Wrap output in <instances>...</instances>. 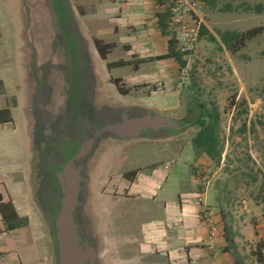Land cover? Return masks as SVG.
Listing matches in <instances>:
<instances>
[{
    "label": "crops",
    "instance_id": "crops-1",
    "mask_svg": "<svg viewBox=\"0 0 264 264\" xmlns=\"http://www.w3.org/2000/svg\"><path fill=\"white\" fill-rule=\"evenodd\" d=\"M4 1L0 0V20ZM7 1H19L21 6V0ZM97 1L100 8L76 0L84 11H90L91 17L85 16L88 28H92L89 20L93 17L108 22L107 29L99 24L94 26L96 36L111 44L106 57L101 56L97 46L94 47L92 56L101 62L100 69L93 67L96 100L106 91V85L119 77L130 89L128 92L136 104L174 107L180 64L175 57L167 55L171 34L164 32L159 24V14L165 11V4L159 0ZM200 1L204 6L208 3L207 0ZM3 38L0 27V43ZM21 50L19 44V57ZM121 67L128 71L114 76V70ZM17 70L20 91L12 89L14 85L10 82L13 79L0 67V264H55L52 234L41 223L37 204L32 199L34 189L30 176L35 157L32 116L30 106L24 102L23 92L28 83L22 62H18ZM158 81L163 82L162 89L156 86ZM20 111L26 113L23 131L17 123ZM122 140L107 141L117 143ZM156 146L159 145L149 147L140 157H145V164L134 160L127 167L128 157L116 161L110 151L112 164L106 168L103 177H98L99 197L108 192L111 198L125 200L127 208L120 212L127 223L124 237L102 231L97 235L104 247L101 251L106 253V261L109 264H189L191 260L197 264H247L243 249L249 243L255 251L250 250L253 264H264V214L259 211L254 212L255 216H231L222 206L218 207L217 192L209 188L207 202L215 211L213 219L218 223V235L212 246L210 230L201 217L196 198L201 190L199 158L193 153L192 158L186 157L184 166L179 165L177 162L183 160L178 157L186 149L175 151L169 143L167 150L161 151L166 154L160 158V149ZM97 150L100 155L104 153L101 147ZM167 161L173 162L169 170L163 168ZM194 165L197 167L195 172ZM92 182L89 176L87 186ZM253 208L248 210L254 211Z\"/></svg>",
    "mask_w": 264,
    "mask_h": 264
},
{
    "label": "rangeland",
    "instance_id": "rangeland-1",
    "mask_svg": "<svg viewBox=\"0 0 264 264\" xmlns=\"http://www.w3.org/2000/svg\"><path fill=\"white\" fill-rule=\"evenodd\" d=\"M79 1L92 5L98 4L97 0ZM17 2L19 1L9 2L5 0L4 7L1 8L0 27L3 30L4 38L0 43V67L6 70L7 75L13 79L10 82V85H14L12 89L20 91L21 87L17 79L18 62H22L26 69L25 76L28 83L27 68L29 67V59H27V53L30 51V43L39 52L40 62L51 59L50 56L53 52L57 56H61L62 59L53 58L52 61L56 67H59L60 71L55 70V75L54 73L52 75V78L54 77L52 79L54 93L51 98L47 99V106H45L51 113L50 120L59 119L61 117L55 118L54 116H59L63 110L64 115H67L66 110L68 108L66 109L65 104L68 103L67 100L70 98V94L67 92L70 71L66 69L68 65L65 57L67 55L70 57L72 68H75L72 73L74 75H76L75 70H77L80 61L77 56L79 51L78 40L67 33L66 30H64V44L63 42L60 44L62 37L59 22L67 24L69 20V26L70 24L73 25L72 27L85 43L84 47L91 59L92 67L96 68H99L101 64L100 59L92 56L97 42L111 44L96 36L98 33L94 26L99 24L103 29H107L108 22L93 17L89 20V26L92 28H88L85 25V16L87 19L90 18V11H84L76 3V0H21V6ZM257 4L263 5V9L259 12L254 9ZM203 25L206 31L200 36L196 51L188 61L187 79L178 92L174 90L176 93L175 98L173 97L175 99L174 107H145L136 104L137 101L131 98L132 94L130 95V92H128L130 89L122 80L121 85L127 90L126 94H129V96H124L126 94H122L116 84L112 82L110 85H106V91L99 95L96 100V108L105 104L113 108L134 105L148 108L155 116L167 117L177 122L190 117L192 115L190 109H193L198 102L205 103L209 108L216 106L221 119L219 135L224 144L221 162L217 164L210 157L200 156L199 150L192 141L198 131L195 126L181 127L177 131L171 132L172 134L166 135L165 138H160V140L136 138L122 140L117 143L105 141L99 146L104 149L102 155H100V152L98 153L97 147L94 150L95 156L88 157L84 163L74 161L72 166L68 167V169L72 168V171L69 172L70 177L73 173H77L79 178L78 181H75L76 174H74L72 180V184L74 185V182H77L76 186L78 187L72 216L80 237V243L87 242L95 248L97 252L95 262L98 264H109L106 261V253L103 250L101 251V248L104 249V247L99 243L97 237L100 234L99 232L124 237L127 226L125 216H120V212H125L127 209L124 203L125 200L111 198L108 192H104L100 197L98 195V177H103L102 174L106 173V168L111 163V157L116 161L128 157L125 167L134 160H139L140 164H145L147 162L145 157H140L148 151L149 147L152 148L158 144L159 146H156V149H160L158 154L162 158L166 153L161 151L164 148L166 149V146L170 143L175 151L186 149V152L181 153L178 157L183 161L177 162V164H183L184 166L186 157L192 158L194 153L196 158H199L200 162L197 164L200 167H212L213 176L210 188L216 190L218 198H215V201H217L218 207H223L225 213H229L231 216H255L254 214L260 211L261 214H264V30H261L251 39H238L233 44L234 47L239 46L235 51L229 49L222 39L223 33L227 31L242 34L251 28L264 27V0H218L215 5L206 2ZM55 37L59 41L57 44L54 40ZM19 44L22 48L20 57L17 53ZM66 47H68V51L64 53ZM127 71L128 69L124 67L117 68L114 70L113 75H122ZM85 77L86 83L90 85V78ZM69 86H71V82H69ZM75 91L76 86H74L71 93L75 94ZM30 92V86L27 84L23 93L24 102L28 106H30L28 103ZM72 98H70L71 102ZM24 114H26L25 111H20L17 114L20 131H23L24 127ZM101 118H104V116L99 119ZM99 119L96 118V122ZM245 122L247 123L246 131L242 130ZM32 130H35L34 125ZM89 136L91 138V133H89ZM86 161L88 167L85 170L84 164L86 165ZM37 162L38 155H35L30 176L34 189L32 199L37 204L38 217L42 221L41 223L45 224L52 234L55 264H59L58 241L55 227L52 225L53 217H47L44 214L35 194L39 188L36 179ZM192 169L195 172L197 167L194 165ZM89 176L92 177L93 182L90 186H87L86 202L79 208L83 199V196L80 195L82 194L80 187L84 178L89 179ZM210 199L208 198L209 201ZM251 208L254 211L248 210ZM99 211L100 213L97 215ZM80 214H83L84 221H82ZM256 216L259 217V215ZM83 228L88 231L90 239L86 238ZM251 248L248 243L243 249L247 255L245 258L247 264H253L254 257L252 255L255 251ZM87 261H85V264Z\"/></svg>",
    "mask_w": 264,
    "mask_h": 264
},
{
    "label": "flooded vegetation",
    "instance_id": "flooded-vegetation-1",
    "mask_svg": "<svg viewBox=\"0 0 264 264\" xmlns=\"http://www.w3.org/2000/svg\"><path fill=\"white\" fill-rule=\"evenodd\" d=\"M72 26L71 24L69 26V20L67 24H62L61 21L59 22L60 35L62 37L60 44L62 42L64 44L65 41L64 30L70 33L72 37H75L79 43L77 56L80 61L78 62L79 65H77V70H75L76 75L72 74L75 68H72L70 57H68V55L65 57L68 65L66 69L70 71L69 82H71V86H69L68 82L67 92L70 94V98L73 97L72 102L70 98H68V103L66 102L67 104H65L66 109L68 108L66 110V116L63 110L60 112L59 116H54L55 118H61L50 120L51 113L45 108V106H47V99L51 98V95L54 93V83H52L54 77L52 78V75L55 70L60 71L59 67H56L52 61L53 58L62 59L61 56H57L53 52L50 56L51 59L40 62L41 58L39 52L30 42V51L27 53V59H29V67L27 68L28 84L31 90L29 105L32 125H34L35 128L32 134L33 146L34 154L38 155L36 179L39 188L35 194L37 195L44 214L47 215V217H53L52 225L55 227L56 234L57 212L65 203L68 192L76 187L75 184L77 183L74 182V185L72 184L74 174L77 175V173H73L70 177L69 172L72 171V168L68 169L69 166H72L74 161L84 163L85 159L87 160L88 157L92 156L94 150L99 147L102 142L107 140L131 138L163 139L166 135L172 134L171 132L177 131L176 128L168 125H159L157 127L150 125L142 128L139 135L134 137H122L118 134L115 128L119 125L134 119H143L145 117L154 118L156 116L148 108L134 105L125 106L124 108H113L105 104L96 108V77L93 73L92 62L84 47L85 43L83 39ZM54 40L56 44L59 43L56 37ZM67 51L68 47H66V50L64 49V53H67ZM73 76L76 78H73ZM85 76L90 78V85L86 83ZM74 80L76 85L74 84ZM74 86H76L75 94L71 93ZM101 116H104V118L99 119ZM96 118L99 119L98 122H96ZM89 133L92 135L91 138H89ZM85 163L84 169L86 170L88 167L87 161ZM87 185L88 179L84 178L83 184L80 187L82 192L80 195L83 196V199L79 208L86 202ZM80 216L82 221H84L85 218L83 214H80ZM83 230L86 234V238L90 239L86 228H83ZM86 264L98 263L95 261L92 262L89 258Z\"/></svg>",
    "mask_w": 264,
    "mask_h": 264
},
{
    "label": "built area",
    "instance_id": "built-area-1",
    "mask_svg": "<svg viewBox=\"0 0 264 264\" xmlns=\"http://www.w3.org/2000/svg\"><path fill=\"white\" fill-rule=\"evenodd\" d=\"M169 8L168 30L175 38L177 50L182 54L185 64L179 66V72L175 83V91L178 92L185 83L188 75V61L196 51L204 24V4L200 0H164ZM158 89H162L163 82H156ZM172 161L163 164V168L169 170ZM201 190L197 193V203L201 208V217L210 230V242L214 246L218 235V223L213 219L215 211L207 202L206 194L212 182V167L199 169ZM189 264H197L191 260Z\"/></svg>",
    "mask_w": 264,
    "mask_h": 264
},
{
    "label": "trees",
    "instance_id": "trees-1",
    "mask_svg": "<svg viewBox=\"0 0 264 264\" xmlns=\"http://www.w3.org/2000/svg\"><path fill=\"white\" fill-rule=\"evenodd\" d=\"M208 4L215 5L218 0H207ZM160 3L165 4L164 0H159ZM254 9L256 11H261L263 9L262 4H257ZM170 16V11L168 7H165V11L159 14V24L164 32H169L168 30V18ZM261 30H264V27L251 28L245 33H232L224 32L222 35L223 42L231 50L238 49L239 46L234 47V43L238 39H251L255 37ZM206 31L205 26H202L201 35ZM213 37V36H212ZM101 41L97 42V48L102 57H106L109 48L111 45L101 44ZM168 56L175 57L180 65L185 64L182 54L177 50L176 41L173 36L169 40V53ZM113 82L118 87L119 91L122 94H126L127 90L123 88L122 79L117 77L113 79ZM192 114L190 117L180 120L181 127H191L195 126L198 128V131L194 135L192 141L194 146L199 150L200 154L203 153L206 156L210 157L214 162L219 164L222 159V153L224 150V144L219 135L220 131V113L216 106L209 108L205 103L198 102L195 104L193 109H190ZM242 130H247V123L245 122L242 126ZM264 184V181H263Z\"/></svg>",
    "mask_w": 264,
    "mask_h": 264
},
{
    "label": "water",
    "instance_id": "water-1",
    "mask_svg": "<svg viewBox=\"0 0 264 264\" xmlns=\"http://www.w3.org/2000/svg\"><path fill=\"white\" fill-rule=\"evenodd\" d=\"M161 126L168 125L176 129H180L181 125L167 117L156 116L154 118L145 117L143 119L130 120L115 128L116 132L122 137H134L139 135L140 130L146 126ZM76 175V180L78 181ZM76 185V184H75ZM78 187H74L68 192V197L61 209L57 212L56 228L58 241V257L59 264H85V261L90 258L92 262L97 259L95 248L87 242L80 243V237L77 233V227L74 222L72 211L76 204V193Z\"/></svg>",
    "mask_w": 264,
    "mask_h": 264
}]
</instances>
